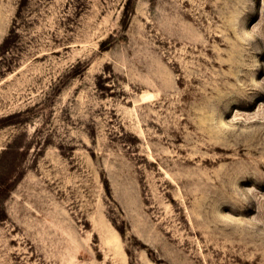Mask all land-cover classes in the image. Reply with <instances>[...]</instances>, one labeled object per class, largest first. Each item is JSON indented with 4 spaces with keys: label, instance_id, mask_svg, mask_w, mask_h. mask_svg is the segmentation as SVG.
<instances>
[{
    "label": "rangeland",
    "instance_id": "1",
    "mask_svg": "<svg viewBox=\"0 0 264 264\" xmlns=\"http://www.w3.org/2000/svg\"><path fill=\"white\" fill-rule=\"evenodd\" d=\"M0 264H264V0H0Z\"/></svg>",
    "mask_w": 264,
    "mask_h": 264
}]
</instances>
